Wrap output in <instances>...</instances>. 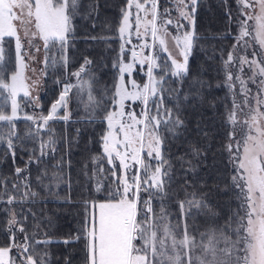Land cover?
<instances>
[{"label": "snow or ice", "instance_id": "6c2138e0", "mask_svg": "<svg viewBox=\"0 0 264 264\" xmlns=\"http://www.w3.org/2000/svg\"><path fill=\"white\" fill-rule=\"evenodd\" d=\"M236 2L241 14V18L236 21L239 33L235 37L236 43L226 56H221V60L225 83L233 92L232 108L227 113L232 130L224 148L233 166L230 179L240 203L238 210L229 217V223L220 229L212 228L208 233H201L199 244L195 236L189 233L187 221L199 212L207 211L212 216L216 213L211 211L202 196L198 198L196 192H191L187 194L189 198L179 201L181 218L176 219L175 223L169 218L164 200L168 196L166 184L171 180L172 165L163 155L168 137L162 134L163 130V133H170L173 139H179L186 130L178 104L175 111L166 107L164 93H174L179 103V90L166 89L165 85L169 75L177 78L176 82L182 85L189 73V55L199 39L195 29L198 0H174L178 13L175 22L169 18V9L165 8L163 13L159 11V0H126L117 29L124 43L120 44V52L113 63L118 71V82L113 86L112 95L108 96L111 110L102 99L93 96L94 77L89 74V79H81V74L87 72L86 66L92 61L86 58L77 71L70 73L77 78L78 88H87L86 108L89 114L100 109L103 121H106L107 130L100 138L102 155L93 159L94 162L105 160L111 166L108 172L113 178L108 186L97 181L95 190L100 192L103 189L107 193L105 199L85 200V217L81 229L75 236L63 241L67 244L83 240L86 264H264V0ZM77 3L78 0H0V63L4 60L3 45L6 37L15 39V51L21 61L19 71L13 72L8 78L0 75V96L5 99L11 97V114L0 110V122H6L10 129L8 133L0 135V143L7 145L13 157L14 140L20 139L13 123L18 108L16 97L21 91L25 96L29 95V86L23 74L26 65L20 56V33L23 31L29 46L33 39L39 38L43 40L46 51L50 44L53 47L58 44L63 52L69 33L73 32L72 19L77 11ZM252 12L256 14L252 15ZM228 15L231 19L230 12ZM181 20L188 22L187 29ZM248 20L255 21L251 30ZM169 25L176 29V34L169 33ZM253 31V41L260 45L259 51L256 48L250 49V42L246 39ZM133 33L137 39L144 38L141 51L154 47L158 39L161 51L168 52L166 41L170 37L181 59L172 58L169 52L165 62L158 63V56L141 55L134 46L130 50L132 61L141 66L145 63L149 65L145 73L148 82L140 85L131 79L129 90L125 74H131L133 63H125L122 57L125 43H131ZM149 35L153 44L147 41ZM168 60L170 63H167ZM65 62L62 56V63ZM157 68L160 72L154 75L153 70ZM237 83L241 97L239 102L235 98ZM249 83L256 86L255 92L248 87ZM73 87L70 83L63 85L58 100L51 105L48 115L40 117V122L46 125L56 117L60 108L67 107V97ZM183 99L187 100L188 96L184 95ZM128 101L141 102L143 107L139 116L127 104ZM61 118L68 119L67 115ZM27 119L33 120V117L27 116ZM34 123L37 122L34 120ZM237 125L242 130L239 137L236 133ZM44 147V143H41V155L44 154ZM189 152L193 159L204 155L195 144L189 145ZM151 160L157 163L153 165ZM33 162L30 157L27 163ZM188 164L190 170L194 171L196 165L191 160ZM98 171L103 172V165ZM22 172L27 173V165L25 168H15L17 176ZM24 179L23 184L12 183V190L18 192L19 197L8 192L6 181L0 182L3 183L7 197L4 202L20 203L30 195H37L22 190L30 188L27 175ZM141 192L147 194L143 201ZM153 199L159 201L158 212L153 209ZM193 208L197 213L192 212ZM26 219L22 217L17 220L16 214L12 212L8 221L10 243L0 247V264H48L49 253L40 246H46L50 241L37 239L35 232H26L22 222ZM13 227L24 234L19 243L15 240ZM13 248L17 252L16 258L10 255ZM196 248L201 249V254L195 255L193 259V250Z\"/></svg>", "mask_w": 264, "mask_h": 264}, {"label": "trees", "instance_id": "16d2710c", "mask_svg": "<svg viewBox=\"0 0 264 264\" xmlns=\"http://www.w3.org/2000/svg\"><path fill=\"white\" fill-rule=\"evenodd\" d=\"M125 5L126 0H78L77 11L72 19L75 29L69 34L66 48L62 52L58 44L54 47L50 44L47 51L42 47V54L37 56L33 63H29L27 44L21 43L20 56L30 70L35 69L31 80L35 87L26 76L29 95L25 96L20 92L17 108L19 116L13 121L20 136L19 140H14L15 157L5 143H0V182L6 181L8 192H13L12 183H25L24 178L27 175L30 188L22 190L35 192L37 195H30L20 203L7 204L4 202L7 199L4 186L0 183L2 197L0 247L8 246L10 243L8 221L14 212L17 220L27 218L22 221L26 232L29 234L35 232L37 239L50 241L46 246H40L49 253L48 264H86L84 241L67 244L63 241L75 236L81 229L85 217L83 202L105 199L107 193L103 189L100 192L95 190L97 181L108 186L113 178L108 172L111 166L105 160L94 162L93 159L102 155L100 138L107 130L106 121H103L100 109L89 114L86 108L87 88H78L77 78L70 73L77 71L86 58L92 61L86 66L87 72L81 74V79L87 80L91 74L94 77L93 96L98 100L102 99L103 103L108 105V96L112 95L113 86L118 82V71L113 67V63L120 52V44L124 43L117 29ZM158 7L161 13L165 8L169 9L171 13L169 18L175 22L178 13L174 0H159ZM239 7L236 0H198L195 29L199 39L189 55V73L182 85L171 75L167 77L168 83L165 85L166 89H178L181 94L178 103L175 94L166 91L164 105L175 111L178 104L186 130L179 139H173L170 133H163L162 130V134L168 137L163 155L172 165L171 180L166 184L168 196L164 204L170 214L169 218L175 223L176 219L181 218L179 201L189 198L187 194L191 192H196L198 198L203 197L216 215L212 216L207 211L199 212L187 221L188 231L191 235L198 236L196 237L198 243L201 233H208L212 228L220 229L229 223V217L238 210L240 203L230 179L233 175V166L224 148L228 142V134L232 130L227 113L232 108L233 92L225 83L221 60V56H226L236 43L235 37L239 33L236 21L241 18ZM180 22L188 28L187 21ZM248 25L251 30L255 21L248 20ZM168 30L176 31L172 25L168 26ZM254 35L253 31L246 39L250 42V49L256 48L259 51L260 45L253 41ZM147 41L152 44L149 36ZM143 43L144 38L137 39L136 36L131 37L130 44L125 43L123 61L133 63L131 74H125L129 89L131 79H135L140 85L148 82L145 73L149 65L145 63L141 66L138 62L132 61L130 50L134 46L141 55L158 56V63L163 64L168 57L166 52L156 46V41L154 47L141 51ZM15 44L14 38H6L3 45L4 60L0 63V75L5 78L17 70L19 58ZM248 54L250 55V51ZM62 56L65 63H62ZM167 63H170V60ZM159 72V68L153 70L154 75ZM246 74L245 67V78ZM65 83L75 86L68 94L67 107L60 108L57 112L59 116L49 120L46 125L41 124L40 117L49 113L51 105L61 95ZM248 87L255 92V85L249 83ZM238 90L237 83L235 98L239 102L241 97ZM184 95L188 96L187 100L183 99ZM127 104L139 116L143 107L141 102L128 101ZM108 106L111 110V106ZM4 107V112L11 114L9 97L0 98V110L3 111ZM65 115L68 117L67 120L61 118ZM27 116H32L33 120H28ZM34 120L37 123H34ZM238 126L236 133L239 137ZM9 130L6 122H0V135L8 133ZM49 141L52 143L49 144ZM41 143L45 145L43 155L40 152ZM190 144L201 148L204 155L199 159H193L189 152ZM30 157L34 162L28 164ZM180 157L184 159L181 160ZM189 160L196 165L194 171L190 170ZM151 163L155 165L157 162L151 160ZM26 165L27 173L22 172L17 176L15 168H25ZM101 165L103 172L98 171ZM117 174H120L119 171ZM13 194L19 197L18 192ZM146 196V193L141 192V201ZM152 206L155 212L159 211L157 199H153ZM192 212L197 213V210L193 208ZM12 231L15 232L17 243L23 240V233L16 231L14 227ZM198 253H201V249H194L193 257ZM10 255L16 258L15 248Z\"/></svg>", "mask_w": 264, "mask_h": 264}, {"label": "rangeland", "instance_id": "374dc122", "mask_svg": "<svg viewBox=\"0 0 264 264\" xmlns=\"http://www.w3.org/2000/svg\"><path fill=\"white\" fill-rule=\"evenodd\" d=\"M257 11H258V9H257ZM72 26H73V31H74V29H75V27H74V24L72 23ZM133 27H135V25L133 24ZM134 29V28H133ZM185 29H187V27L185 28ZM141 31L143 32V29H141ZM169 31V33L170 34H172V35H174V34H176V31H170V30H168ZM71 33H73V32H71ZM70 34V33H69ZM20 35H21V43H23V44H27V46H28V59H29V63H33V61L34 60H36L37 59V56H39V55H41L42 54V47H44V42H43V40L42 39H39V38H36V39H33L32 40V44H31V46H29V44L27 43V41L25 40V38H24V35H23V31H21V33H20ZM127 35V34H126ZM132 36H135L134 35V33H133V35ZM131 36V37H132ZM6 38H8V37H6ZM5 38V39H6ZM149 38H150V40H151V43L153 44V41H152V38H151V36L149 35ZM22 39H24V41L22 40ZM166 43H167V48H168V52H166L167 53V55H168V53L170 52L171 53V57L172 58H175V59H181V57H180V55H179V53H178V49L176 48V46L174 45V43H173V41L171 40V38L169 37L168 39H167V41H166ZM156 46L158 47V48H161V46H160V44H159V40L157 39L156 40ZM15 47H16V44H15ZM37 48H39V51H36V49ZM21 52V51H20ZM20 54H22V53H20ZM20 63H21V61H20V59H18V61H17V70L16 71H19L20 70ZM23 63L26 65V67L23 69V74H24V77H25V83H26V78L27 77H29V80L31 81L32 80V74H33V71H35V69L33 70V68H32V70H30L29 69V67H28V65H27V63H26V61L23 59ZM15 71V72H16ZM28 74V75H27ZM34 75V74H33ZM27 76V77H26ZM31 85L32 86H34V84H33V82L31 81ZM35 87V86H34ZM129 90H131V89H129ZM22 92V91H21ZM20 94V93H19ZM19 94H18V96H19ZM5 96H6V94H5ZM18 96L16 97V100H17V104H18ZM1 97H3V98H5L4 96H0V98ZM10 98V100H11V97H9ZM67 101H68V97H67ZM6 102V101H5ZM19 106V105H18ZM5 110V107L3 108V111ZM60 110V109H59ZM58 110V111H59ZM11 113V112H10ZM48 115V114H47ZM17 116H19L18 114H17ZM57 116H59L58 115V113L56 114V117ZM41 124H42V122H41ZM238 130H239V136L242 134V130H241V128H240V126H238ZM253 134L255 135V132H253ZM129 163H131V161H129ZM99 201H103V200H99ZM196 237H198V236H195V238ZM199 242H200V240H201V234L199 235ZM197 241V240H196ZM198 243V242H197ZM199 244V243H198ZM201 254V253H200ZM199 253L197 254V255H200ZM181 255H183V253H181ZM193 258H195V256L193 257Z\"/></svg>", "mask_w": 264, "mask_h": 264}]
</instances>
